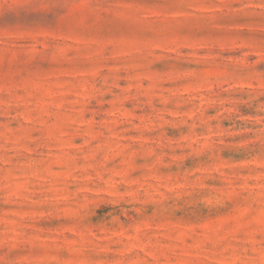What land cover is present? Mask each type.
I'll return each instance as SVG.
<instances>
[{"label": "rangeland", "instance_id": "1", "mask_svg": "<svg viewBox=\"0 0 264 264\" xmlns=\"http://www.w3.org/2000/svg\"><path fill=\"white\" fill-rule=\"evenodd\" d=\"M0 264H264V0H0Z\"/></svg>", "mask_w": 264, "mask_h": 264}]
</instances>
